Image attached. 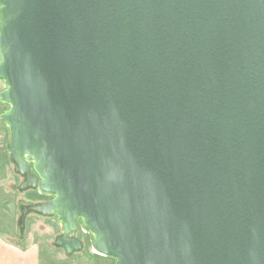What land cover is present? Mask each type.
Instances as JSON below:
<instances>
[{
  "label": "water",
  "instance_id": "1",
  "mask_svg": "<svg viewBox=\"0 0 264 264\" xmlns=\"http://www.w3.org/2000/svg\"><path fill=\"white\" fill-rule=\"evenodd\" d=\"M22 208L115 264H264V0H0Z\"/></svg>",
  "mask_w": 264,
  "mask_h": 264
},
{
  "label": "rangeland",
  "instance_id": "2",
  "mask_svg": "<svg viewBox=\"0 0 264 264\" xmlns=\"http://www.w3.org/2000/svg\"><path fill=\"white\" fill-rule=\"evenodd\" d=\"M6 89L0 81V91ZM9 109L0 103V115ZM9 131L0 121V235L8 242L21 248L35 245L38 248L39 264H115V260L96 254L92 250L93 236L85 232L80 223L75 237L82 242V250L71 256L63 249L55 247V239L62 234V227L56 217H42L29 213L25 217L23 231L20 232L18 220L22 208H28L52 198L39 190L19 191L24 181L15 172L9 159L7 143Z\"/></svg>",
  "mask_w": 264,
  "mask_h": 264
},
{
  "label": "crops",
  "instance_id": "3",
  "mask_svg": "<svg viewBox=\"0 0 264 264\" xmlns=\"http://www.w3.org/2000/svg\"><path fill=\"white\" fill-rule=\"evenodd\" d=\"M0 264H39L38 248L35 245L21 248L0 235Z\"/></svg>",
  "mask_w": 264,
  "mask_h": 264
}]
</instances>
